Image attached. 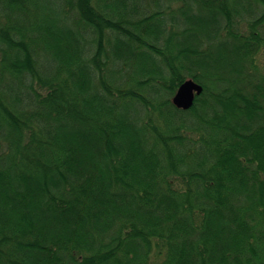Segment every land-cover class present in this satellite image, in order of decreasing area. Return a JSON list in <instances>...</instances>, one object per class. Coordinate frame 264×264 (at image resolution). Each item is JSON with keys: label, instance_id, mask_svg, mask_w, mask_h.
Masks as SVG:
<instances>
[{"label": "trees", "instance_id": "trees-1", "mask_svg": "<svg viewBox=\"0 0 264 264\" xmlns=\"http://www.w3.org/2000/svg\"><path fill=\"white\" fill-rule=\"evenodd\" d=\"M263 48L264 0H0V264H264Z\"/></svg>", "mask_w": 264, "mask_h": 264}, {"label": "water", "instance_id": "water-1", "mask_svg": "<svg viewBox=\"0 0 264 264\" xmlns=\"http://www.w3.org/2000/svg\"><path fill=\"white\" fill-rule=\"evenodd\" d=\"M204 86L194 78L185 79L172 97L175 106L182 109H189L193 106L196 96L200 95Z\"/></svg>", "mask_w": 264, "mask_h": 264}, {"label": "rangeland", "instance_id": "rangeland-1", "mask_svg": "<svg viewBox=\"0 0 264 264\" xmlns=\"http://www.w3.org/2000/svg\"><path fill=\"white\" fill-rule=\"evenodd\" d=\"M258 62L262 65V67H264V48L258 55Z\"/></svg>", "mask_w": 264, "mask_h": 264}]
</instances>
